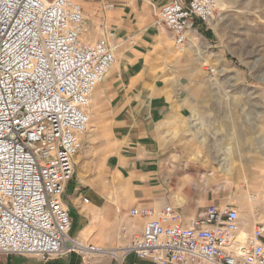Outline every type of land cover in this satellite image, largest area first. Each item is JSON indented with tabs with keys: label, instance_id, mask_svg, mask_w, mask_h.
<instances>
[{
	"label": "built area",
	"instance_id": "1",
	"mask_svg": "<svg viewBox=\"0 0 264 264\" xmlns=\"http://www.w3.org/2000/svg\"><path fill=\"white\" fill-rule=\"evenodd\" d=\"M216 7L217 0H168L156 23L183 52L194 21L207 23ZM87 31L74 0H0V253L43 261L75 253L86 264L129 255L151 264H264V225L237 233L238 211L227 204H208L188 224L169 204L132 208L129 215L144 225L122 247L70 237L63 195L91 94L115 59L113 32L91 42L83 39Z\"/></svg>",
	"mask_w": 264,
	"mask_h": 264
},
{
	"label": "crops",
	"instance_id": "2",
	"mask_svg": "<svg viewBox=\"0 0 264 264\" xmlns=\"http://www.w3.org/2000/svg\"><path fill=\"white\" fill-rule=\"evenodd\" d=\"M78 1L88 8L85 0ZM167 1L98 0L100 9L96 14L100 16L101 36L113 32L108 42L115 59L106 75L110 84L107 93L115 102L105 105L106 120L100 125L97 149L83 159L79 169L75 162L74 179L67 184L71 191L63 195L69 208L70 231L74 219L78 220L72 237L79 241L108 248L125 246L135 234L141 233L145 221L142 217H131L129 210L144 206L160 208L166 204L181 213L185 224L190 216L215 203L238 209L239 234H249L254 226L264 225L263 196L234 205L207 197L195 206L187 195L193 187H244L239 191L264 192V168L240 169L226 185L225 178L218 177L212 158L205 165V176H197V166L190 154L197 151V140L185 136V124L195 111H211L214 107L193 104L191 94L198 85L192 78L196 60L175 55L171 32L163 24L155 25L158 10ZM108 3H113V7L108 8ZM94 23L92 20V33ZM203 25L195 20L189 36H198ZM243 155L244 160H263L252 154ZM132 263L151 264L134 255L122 263L110 256L95 257L89 262ZM0 264L86 263L75 253L48 261L37 256L0 253Z\"/></svg>",
	"mask_w": 264,
	"mask_h": 264
},
{
	"label": "rangeland",
	"instance_id": "3",
	"mask_svg": "<svg viewBox=\"0 0 264 264\" xmlns=\"http://www.w3.org/2000/svg\"><path fill=\"white\" fill-rule=\"evenodd\" d=\"M85 1L88 8L79 3L85 9L82 12L89 26L83 39L97 37V40L101 36L100 16L96 14L100 9L98 0ZM203 24L198 36H189L188 48L183 53L172 42L175 55L196 60L192 78L198 85L191 94L193 104L214 107L211 111H195L185 124V136L197 140V151L190 153L197 176H205V165L213 158L218 177L225 178L224 184L229 185L240 169L264 168V0H217L214 17ZM155 25L159 24L155 21ZM108 77L96 86L89 100L88 128L75 157L78 169L83 159L97 149L100 125L106 120L105 105L115 102L107 93ZM244 153L246 157L252 154L263 160H244ZM240 188L244 187H193L187 195L195 206L207 197L232 205L244 204L247 198H264V192L247 193L239 191ZM70 191L67 186L64 197ZM198 210L201 212L202 208ZM74 220L70 237L77 229L78 220Z\"/></svg>",
	"mask_w": 264,
	"mask_h": 264
},
{
	"label": "bare ground",
	"instance_id": "4",
	"mask_svg": "<svg viewBox=\"0 0 264 264\" xmlns=\"http://www.w3.org/2000/svg\"><path fill=\"white\" fill-rule=\"evenodd\" d=\"M98 245V244H97Z\"/></svg>",
	"mask_w": 264,
	"mask_h": 264
}]
</instances>
